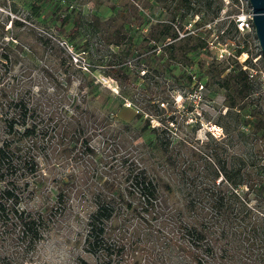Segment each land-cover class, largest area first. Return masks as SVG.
<instances>
[{
	"label": "trees",
	"instance_id": "16d2710c",
	"mask_svg": "<svg viewBox=\"0 0 264 264\" xmlns=\"http://www.w3.org/2000/svg\"><path fill=\"white\" fill-rule=\"evenodd\" d=\"M38 8L31 3L32 13ZM200 24L180 32L171 21L168 44L196 38L190 49L203 47ZM35 38L41 46L0 31V225L9 224L14 234L16 264L44 238L53 205L32 210L21 204L43 184L40 156L49 153L50 164L65 170L52 176L48 191L55 203L76 199L83 249L94 259L79 256L73 264H264V141L228 157L209 146L211 137L205 147L175 155L171 136L159 135L171 134V116L160 131L145 111H138L147 114L141 126L114 122L109 111L97 110L94 79L82 66L69 57L63 69L44 67V37ZM48 50L64 53L53 41ZM35 65L46 72L51 91L33 87L27 71ZM237 74L246 83L247 71L239 67ZM123 132H132L131 145L119 156L93 144L114 140L110 146L119 149ZM239 132L247 142L249 134ZM87 163L97 165L96 175L78 181L76 171ZM0 264H12L11 257L0 255Z\"/></svg>",
	"mask_w": 264,
	"mask_h": 264
},
{
	"label": "rangeland",
	"instance_id": "374dc122",
	"mask_svg": "<svg viewBox=\"0 0 264 264\" xmlns=\"http://www.w3.org/2000/svg\"><path fill=\"white\" fill-rule=\"evenodd\" d=\"M32 2L39 5L38 14L31 12ZM242 3L247 6L245 0ZM239 4L237 0H0V31L5 36L17 34L35 46H41L35 33L44 37V67L47 63L63 69L69 57L79 63L82 72L94 79L95 100H100L97 110L109 111L114 122L141 126L149 114L160 131L171 116V134L160 131L159 135L171 136L175 155L180 151L189 155V148H203L212 137L209 146L229 157L251 146L255 150L264 141V53L254 28L236 31L231 26ZM171 21L180 32L193 23H205L207 30L199 27L206 44L190 49L196 38L168 44ZM23 29H30V34L23 35ZM51 41L64 53L49 54ZM21 67L22 62H17L13 74H19ZM239 67L248 73L246 83L237 74ZM118 68L122 73L116 72ZM27 74L36 90L51 91L46 72L38 66ZM239 131L249 134L247 142ZM131 135L123 132L119 149L110 146L114 140L95 139L93 144L116 157L130 148ZM52 157L51 153L40 156L43 184L26 194L21 204L32 210L53 205L44 223V238L22 264H73L79 256L93 262L79 235L76 199L55 203L48 191L52 176L65 170L52 166ZM96 170L97 165L81 164L78 181H91ZM10 230L9 224L0 225V255L10 256L16 264Z\"/></svg>",
	"mask_w": 264,
	"mask_h": 264
},
{
	"label": "water",
	"instance_id": "95a60500",
	"mask_svg": "<svg viewBox=\"0 0 264 264\" xmlns=\"http://www.w3.org/2000/svg\"><path fill=\"white\" fill-rule=\"evenodd\" d=\"M252 11V23L259 47L264 53V0H248Z\"/></svg>",
	"mask_w": 264,
	"mask_h": 264
},
{
	"label": "built area",
	"instance_id": "2783aa9c",
	"mask_svg": "<svg viewBox=\"0 0 264 264\" xmlns=\"http://www.w3.org/2000/svg\"><path fill=\"white\" fill-rule=\"evenodd\" d=\"M240 1V4L238 5V10L233 14L232 20L236 26V28L239 31L243 30H248L253 28V23H252V11H251V6L248 0H245V4L249 6V10H247V6H244L242 3V0H237ZM208 25H210L208 23ZM202 85H200V88Z\"/></svg>",
	"mask_w": 264,
	"mask_h": 264
}]
</instances>
